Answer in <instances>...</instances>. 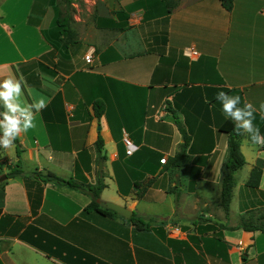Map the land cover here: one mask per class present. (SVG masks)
Returning <instances> with one entry per match:
<instances>
[{"label":"crops","instance_id":"0c3cea01","mask_svg":"<svg viewBox=\"0 0 264 264\" xmlns=\"http://www.w3.org/2000/svg\"><path fill=\"white\" fill-rule=\"evenodd\" d=\"M42 4L0 1V84L19 81L17 103L32 106L36 124L12 148L0 146V264H264V232L237 227L250 212L264 219V145L241 136L245 163L226 216L228 135L220 126L230 117L216 100L223 91L241 97L238 107L252 103L264 137V0H234L231 10L219 0H178L169 13L97 15L126 23L123 30L74 17L79 42L71 46L49 0ZM42 98L47 107L37 113ZM180 127L190 141L173 165ZM17 161L21 173L7 177ZM253 167L261 169L256 188L246 184ZM35 170L101 180L98 199L129 208L146 227L115 211H86L90 195L34 178Z\"/></svg>","mask_w":264,"mask_h":264},{"label":"trees","instance_id":"16d2710c","mask_svg":"<svg viewBox=\"0 0 264 264\" xmlns=\"http://www.w3.org/2000/svg\"><path fill=\"white\" fill-rule=\"evenodd\" d=\"M52 1L53 0H49V3ZM66 1L67 3L71 2V0H66ZM219 1L222 7H224V9L226 10L232 9L234 0H219ZM160 4L162 5L160 6ZM177 4H178V0H136L132 4L127 6L126 11L117 10L116 14L118 18H124V20H126L128 18V13L130 11L134 9L142 8L144 10V15L147 17L149 14L152 13L157 15L161 14L162 12L169 13L174 7H176ZM56 11H57V15L55 16L54 19L56 31L58 34H62V31L59 29L60 26L61 27H63L64 25L67 26V29H63V31L67 30L69 34L67 35V37H65V39H63V42L65 43V45H68V41L66 38H70L73 40L76 35L74 31L71 29L69 17L63 16L61 11L58 9H56ZM92 18L100 26H105L117 30H123L127 26L126 23L116 22L111 18L98 17L96 14H93ZM61 22H63V24ZM94 105L96 108L94 115L99 117L103 111V105L101 102H95ZM4 112H5L4 106L0 102V113H4ZM42 113H44V111H42ZM0 119L1 120L4 119L3 115H0ZM234 127H235V121H233L231 118H227L220 126V130L228 135V141H227L228 156L226 162L227 172L224 174L222 178L221 191H220V206L222 207L226 216L229 211V204L232 197V190L235 185L234 175L236 171L240 169L245 163L244 156L240 150V139L242 135H237L236 132L234 131ZM179 129L181 131L183 141L179 146V150L173 156L169 157V163L173 165L176 164L181 165V163L183 162V158L186 155V148L190 141V137L186 133V131L181 127ZM17 154H19V152H17ZM18 165H19V161H17L16 163V168H11V170L7 173V177H12L14 175L21 173V170L17 168ZM32 176L42 181H54L58 184L86 192L91 197L90 203H88L87 206L85 207L86 211H90V210L97 211L101 214L115 213L113 210L101 207L97 202V199L100 196V192L104 187V184L101 180H98L95 184H90L87 182V178L83 175H80L78 177H70L66 179L57 176L56 174L50 171L42 172L37 170L32 172ZM260 177H261V169L258 167H253L246 181L247 186L256 188L259 184ZM253 215H254L253 212H250L248 216L243 217L240 220V224L237 227L242 228L245 231L261 230L262 232H264V219L262 218L255 219ZM128 220L133 225H135V228L137 229H142L147 225L144 222V220H142L140 216L137 215L135 212L131 214ZM220 227L232 229L231 226H227L224 224H221ZM212 240L222 241L217 235H214L212 237ZM174 241L175 240L173 239L170 238L168 239L169 243H173Z\"/></svg>","mask_w":264,"mask_h":264},{"label":"clouds","instance_id":"9594fccd","mask_svg":"<svg viewBox=\"0 0 264 264\" xmlns=\"http://www.w3.org/2000/svg\"><path fill=\"white\" fill-rule=\"evenodd\" d=\"M0 89H2L0 90V100L4 102L5 107V112L0 113L4 117L3 120H0V130L3 131L0 146L10 149L21 133H26L29 129L36 127L33 122L35 114L31 112V105L21 107L17 103L23 92L19 81L14 82L11 78L5 79L0 84ZM216 100L222 102L223 112L235 121L234 131L237 135L247 133L253 144L264 145V137L260 135L259 127L254 124L257 109L252 103L244 101L243 107H238L241 103V97L239 95L230 96L223 91L217 93ZM35 107L37 113L45 109L47 107L45 98H42ZM259 111L264 112V103L260 105Z\"/></svg>","mask_w":264,"mask_h":264},{"label":"rangeland","instance_id":"374dc122","mask_svg":"<svg viewBox=\"0 0 264 264\" xmlns=\"http://www.w3.org/2000/svg\"><path fill=\"white\" fill-rule=\"evenodd\" d=\"M43 1L44 0H36V4L39 5V8L43 5ZM46 2L48 4V0H46ZM52 2H50L49 5V13L52 14L51 16H53V20L57 15L56 9H58L61 11L63 16L69 17V22L71 25V23L75 22L74 17H79L82 20V22L79 23L88 24L92 23L93 14L98 16L114 15L115 11L124 8L129 2H131V0H71L70 3H67L66 0H53ZM72 3L76 4L77 10L79 11L76 10V7ZM61 23L63 24V22ZM59 29L62 31V35L67 37L69 32H67V30L63 31V29H67V26H60ZM66 39L69 46L79 42L77 38H74L73 40L70 38Z\"/></svg>","mask_w":264,"mask_h":264},{"label":"water","instance_id":"95a60500","mask_svg":"<svg viewBox=\"0 0 264 264\" xmlns=\"http://www.w3.org/2000/svg\"><path fill=\"white\" fill-rule=\"evenodd\" d=\"M5 177L6 175L3 176V178ZM97 202L101 207L111 209L126 218H129L131 216V210L125 206L102 199H98Z\"/></svg>","mask_w":264,"mask_h":264},{"label":"built area","instance_id":"2783aa9c","mask_svg":"<svg viewBox=\"0 0 264 264\" xmlns=\"http://www.w3.org/2000/svg\"><path fill=\"white\" fill-rule=\"evenodd\" d=\"M73 5L76 7V10H77L76 4L73 3ZM77 11H79V10H77ZM77 19H79V18H77ZM92 53H93V50L90 48L89 51L85 55L86 62L90 63L92 61ZM122 140H123V143L126 147L125 153L127 155L131 154V152H132L131 145L132 144H131V141L129 140V138L126 136V134H124ZM109 159L114 161L116 159V154H110ZM161 161L163 162L164 160L161 159Z\"/></svg>","mask_w":264,"mask_h":264}]
</instances>
